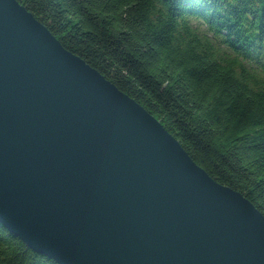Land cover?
Segmentation results:
<instances>
[{
  "label": "water",
  "instance_id": "1",
  "mask_svg": "<svg viewBox=\"0 0 264 264\" xmlns=\"http://www.w3.org/2000/svg\"><path fill=\"white\" fill-rule=\"evenodd\" d=\"M0 224L57 264H264V219L15 0H0Z\"/></svg>",
  "mask_w": 264,
  "mask_h": 264
},
{
  "label": "trees",
  "instance_id": "2",
  "mask_svg": "<svg viewBox=\"0 0 264 264\" xmlns=\"http://www.w3.org/2000/svg\"><path fill=\"white\" fill-rule=\"evenodd\" d=\"M15 1L264 219V0ZM0 264L57 263L0 224Z\"/></svg>",
  "mask_w": 264,
  "mask_h": 264
},
{
  "label": "rangeland",
  "instance_id": "3",
  "mask_svg": "<svg viewBox=\"0 0 264 264\" xmlns=\"http://www.w3.org/2000/svg\"><path fill=\"white\" fill-rule=\"evenodd\" d=\"M192 26H196V24H195V23H192ZM197 27H198V26H197ZM198 29L201 30V28H199V27H198Z\"/></svg>",
  "mask_w": 264,
  "mask_h": 264
}]
</instances>
